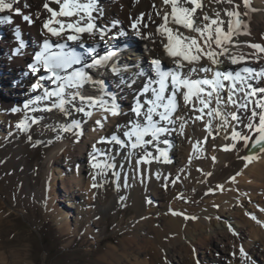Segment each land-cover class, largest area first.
Listing matches in <instances>:
<instances>
[{
  "label": "bare ground",
  "instance_id": "6f19581e",
  "mask_svg": "<svg viewBox=\"0 0 264 264\" xmlns=\"http://www.w3.org/2000/svg\"><path fill=\"white\" fill-rule=\"evenodd\" d=\"M45 3L59 11V5L50 0H15L13 10L5 11L19 8L21 14L10 25L0 24L4 33L0 69L17 81L3 87L6 93L0 92V188L6 194L0 197V204L3 201L11 209L39 206L62 234L76 236L83 231L94 238V223L116 214L122 206L132 207L136 224L123 228V246L110 244L98 264H264V149L256 146L249 150L256 139L245 127L251 112L227 104V89L220 93L225 99L219 105L221 116L209 117L208 109L201 114L184 104L167 121L165 137L172 144L165 154L147 144L132 148V141L124 135L133 122H143L132 111L137 100L146 110L147 100L154 99L151 91L136 97L144 85L159 79L149 61L159 54L171 68L176 66L163 47L166 37L157 32L171 6L163 0H95L93 21L104 29V35L101 38L96 31L83 39L101 42L104 49L115 47L119 55L112 66L89 67L85 81L77 87L66 86L65 111H61L53 106L59 97L37 99L44 95L29 87V79L36 80L39 73L31 74L28 53L36 48L38 39L47 37L42 26L51 13L42 8ZM201 4L195 14L197 24L205 14L216 18L219 13L227 30L232 17L226 12L242 16L244 25L238 36L233 35L230 52L237 57L243 54L244 59L251 56L264 68V52L250 47L264 46V0H201ZM24 15L35 19L32 26ZM171 19L169 15L168 27L179 28L185 36L197 35ZM16 32L28 40L25 50L15 42L12 33ZM121 32L124 35L116 38ZM226 57H218L223 63L217 65L202 58L197 66L203 62L211 67L213 72L207 73L211 77L221 68L240 67L244 60L232 64ZM77 92L102 98L105 107L115 104L117 114L89 107L78 97L68 103ZM243 97L244 93H238L234 99ZM29 101L33 103L24 108ZM194 104L199 107L196 100ZM81 107L84 111H77ZM211 107H216L214 101ZM252 107L255 104L249 105ZM232 112L241 122L231 119ZM201 115L203 118L197 119ZM154 120L163 121L158 115ZM21 123H26L27 130L19 127ZM234 131L251 139L234 140ZM113 136L123 143L113 141ZM9 214L0 205V231ZM84 219L87 224L82 227ZM24 245H16L9 254L0 243V264L30 263Z\"/></svg>",
  "mask_w": 264,
  "mask_h": 264
},
{
  "label": "snow or ice",
  "instance_id": "6c2138e0",
  "mask_svg": "<svg viewBox=\"0 0 264 264\" xmlns=\"http://www.w3.org/2000/svg\"><path fill=\"white\" fill-rule=\"evenodd\" d=\"M13 2L9 0H0V13L5 10H13ZM55 4L59 5V11L49 7L48 3L44 4V8L51 13L50 18L44 23V28L51 33L52 36H61L71 30V34H67V40L79 41L80 34L84 32L92 33L96 25L93 23L92 10L96 8L95 0H88V3H80V0H52ZM220 2V0H217ZM228 3H232V0H227ZM165 5L171 6V12L165 13L163 16V23L158 25L157 32L160 35L165 36L167 43L163 45L167 55L173 59L175 68L164 69L161 60H153L155 65L156 73L159 77L158 80L154 81L159 85L158 88H152L151 84L144 88V92L154 94V99L147 100L148 107L144 110V105L139 100L136 102V106L132 109L137 117H141L142 121L133 122V126L124 133L128 137L129 141H132L131 147L137 148L146 143H151V140H145L146 136H151L152 139H158V134L167 131L164 127H158L157 121L154 120V115L159 116V120L169 121L172 113L179 107L177 97L179 96L185 106L192 105L193 109L199 111L201 114H205V109H208L207 115L209 117L221 116L219 105L225 103V99L220 95L222 91L227 89V104L235 105L238 110L243 109L245 112L250 111L251 115L247 117L248 123L245 127L249 129L253 134H256V139L253 142V147L260 146L264 149V95H260L259 99H256L258 94H264V88H254L251 84H247V80L252 77L253 70L250 68H243L241 71L235 73L221 72L219 70L214 71L211 77L207 75L200 78H193V74L202 72L209 73L213 72V69L208 66L198 67L202 58H207L211 61L212 65L223 63L218 57L225 56L232 64H237L244 59L243 54L239 57L232 54L228 45L233 43V35H239V28L241 26V20L238 18L239 13L235 11L226 12L228 17H235L228 21L227 30L223 27L225 21L220 19V14L216 13V18H211L205 14L201 23L197 24V17L195 16L197 9L202 8L201 0H163ZM247 3V0H245ZM191 4L192 7L186 5ZM238 7V6H237ZM16 14H21L20 9L16 8ZM82 13H86L85 16ZM169 15H171V22L183 27L184 29L195 32L196 36H185L179 31V28L173 29L168 27ZM57 17H77V19L70 22H65ZM25 21L31 22V18L27 15L23 16ZM12 17L10 15L0 16V22L10 23ZM83 22V24H82ZM56 24L59 27H53ZM139 24V21L133 24L135 29ZM101 38H103L104 32L100 30ZM120 35H124L123 32ZM136 35H140L139 31ZM19 38V32H17ZM21 45L23 41L21 40ZM215 45V48L213 47ZM52 43L48 40L44 41L43 51L37 52L35 60L37 64H42L44 68L56 76V79H62L56 74L57 69H70L73 64L78 63L81 59L80 54L76 53L74 49L69 52H49L52 47ZM56 47L64 49L67 47L66 44H58ZM251 48L258 50V52H264V46L260 44H251ZM218 49V51H217ZM95 52V49H91ZM112 53H108L104 56H100L98 59L93 60L92 67L107 62ZM258 58V57H257ZM33 72L39 71L36 64L30 65ZM187 68V72H185ZM243 73V75H242ZM257 76L264 77V71L257 73ZM86 77L79 70L71 72L67 78H65V84L60 86L58 90L46 92L43 97H37V99H48L50 97H59V102L54 103V107L59 108L61 111H65V99L63 94L65 93V85L68 87H77L85 81ZM228 82L226 85L225 82ZM237 82L245 87H237ZM171 85V89H169ZM34 88H40L39 82L33 85ZM170 94H166L169 93ZM244 93L242 100L238 101L234 97L238 93ZM79 100L87 104L89 107L99 106L105 108L106 111H112L115 115L116 105L113 104L110 107H105L106 101L102 98L96 99L90 96H84L79 92L71 96L68 103ZM193 98L198 102L199 107L193 104ZM255 102V107L249 108V105ZM215 102L216 107H211ZM33 101H29L24 104V108H28ZM259 109V111L257 110ZM143 110V111H142ZM13 111H19V109H13ZM77 111H84L81 107ZM91 115V113H87ZM232 120L241 122L240 117L237 116L236 112L229 113ZM203 115L197 117L202 119ZM227 122V117H224ZM258 120V122H256ZM99 123V122H98ZM24 130H27L26 123L19 125ZM183 127V126H182ZM70 129H65L68 131ZM239 138L247 142L251 139L250 136L241 135L240 132H233V139ZM113 141L123 143L118 140L116 136L112 137ZM247 146V145H246ZM163 154V153H162ZM247 159V157H246ZM94 167H99L98 164H94ZM241 252L243 249L241 248Z\"/></svg>",
  "mask_w": 264,
  "mask_h": 264
},
{
  "label": "rangeland",
  "instance_id": "374dc122",
  "mask_svg": "<svg viewBox=\"0 0 264 264\" xmlns=\"http://www.w3.org/2000/svg\"><path fill=\"white\" fill-rule=\"evenodd\" d=\"M6 73L3 68L0 69V76H2L0 92L3 93H6L3 87L16 84L14 80L7 77ZM1 183H3L2 179H0V185ZM3 196L6 194L0 188V197ZM63 202L66 205L68 201L65 199ZM0 205L4 211H10L1 227L0 243L10 254L16 245L20 246L24 242L30 261L28 264H98L99 256L110 244L123 246L122 239L125 232L123 228L136 224L132 220L133 208L122 206L116 214H109L106 219H100L99 223L93 224L95 238L83 231L79 235L68 236L59 231L54 220L46 217L39 206L29 205L26 208L17 206L11 209L3 201ZM27 210L30 212L28 213ZM69 213L74 217L73 212L69 211ZM86 224L84 219L82 227ZM175 264L178 263L175 262Z\"/></svg>",
  "mask_w": 264,
  "mask_h": 264
},
{
  "label": "water",
  "instance_id": "95a60500",
  "mask_svg": "<svg viewBox=\"0 0 264 264\" xmlns=\"http://www.w3.org/2000/svg\"><path fill=\"white\" fill-rule=\"evenodd\" d=\"M238 18L241 20V22H242V23H241V26H242V24H243V20H242L240 17H238ZM234 19H235V17H234ZM241 26H240V27H241ZM251 152H252V151H251Z\"/></svg>",
  "mask_w": 264,
  "mask_h": 264
}]
</instances>
